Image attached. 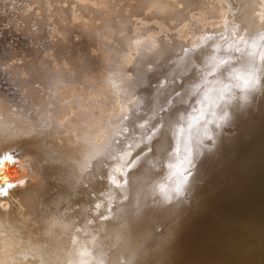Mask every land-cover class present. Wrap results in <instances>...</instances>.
<instances>
[{
	"label": "rangeland",
	"instance_id": "374dc122",
	"mask_svg": "<svg viewBox=\"0 0 264 264\" xmlns=\"http://www.w3.org/2000/svg\"><path fill=\"white\" fill-rule=\"evenodd\" d=\"M219 1L222 0H81L80 4L76 2L71 6L62 0H0V89L16 103L28 110L31 108V114L39 111L44 116L47 114V122L53 115L61 116L60 120L65 116L66 127L71 132L77 134L80 130L75 137L87 144L80 147L86 154L91 152L87 141L91 143L93 139L90 125L94 131L105 132L100 124L106 115L109 144L116 150V153L110 151L111 167L116 168L115 171L136 168V164L128 161L138 155L145 160L143 170L157 177L165 175L168 165L181 159L188 136L181 129L197 116L211 111L218 97L223 95L215 111L219 115L229 114L225 124L220 129L214 124L210 126L213 140L203 145H197L195 138L191 141L194 155L199 148L202 155L207 152L204 156L220 160L215 165L216 176L220 178L212 183L215 176H198L194 179L195 189L191 191L193 184H189V189L188 183L200 169V165L194 163L195 167L190 169L192 174L180 192L184 201L180 205L187 209L200 207L194 221L202 222L205 206L218 194V186H227L229 182L224 176L232 161L236 163L241 157L235 153V143H230L235 140L234 135L244 131V120L241 124L239 121L264 95L258 83L254 87L250 81L249 86L245 85L251 74L255 80L261 76L264 83V48L261 49L264 47V0H243L244 4L237 3L238 0ZM248 17L251 24L247 22ZM254 22L257 23L252 25ZM28 99L43 100L48 104L47 110L42 112ZM56 107L58 110L52 111ZM232 114L236 118L233 119ZM58 117L56 115L57 123L60 122ZM84 118L91 119L90 124ZM196 127L194 125V132ZM36 136L26 144L53 142L44 139L43 133ZM254 139L246 137L240 145L250 144ZM99 151L104 152V149ZM120 154L127 158L122 160ZM13 156L15 154L7 152L4 160H11ZM181 168H175L179 175L183 172ZM244 170L234 175L242 176ZM0 171L3 175L4 170ZM11 171L15 174L21 169L13 167ZM115 171L111 174L110 180L115 178L110 181L112 185L121 173L126 174V170ZM6 185L17 188L16 183ZM242 186L248 189L245 184ZM236 190L241 191V187ZM231 192L229 202L234 199ZM227 195L224 192L221 199L225 201ZM214 209L207 214L212 223L205 229L206 248L217 252L225 262L240 259L241 249L245 248L242 243H226L225 250L220 247L226 241L229 227L243 226L241 222H234L241 212L236 214L230 210L229 215L222 209ZM257 219L264 229V211L263 217L258 214ZM201 264L210 263L204 256Z\"/></svg>",
	"mask_w": 264,
	"mask_h": 264
},
{
	"label": "bare ground",
	"instance_id": "6f19581e",
	"mask_svg": "<svg viewBox=\"0 0 264 264\" xmlns=\"http://www.w3.org/2000/svg\"><path fill=\"white\" fill-rule=\"evenodd\" d=\"M62 1L68 2L67 4L71 6L73 3L81 2ZM241 2L244 4L245 1L238 0L237 3ZM259 2L256 4L260 5ZM217 5L221 4L217 2ZM248 21L250 22L251 18L248 17ZM255 23L257 22L252 25ZM220 73L223 75L222 72L218 74ZM216 79L218 81L217 77ZM249 81L254 87L256 84L254 81L257 80L251 74L245 85H248ZM258 81L261 86L258 89L263 93L264 83L261 76ZM13 100L11 95L0 89V164H2L0 169L4 170L3 175L0 171V264H201L204 256L210 264H264V229H261L258 224L260 221L257 219L258 214L263 217L264 211V95L263 99L256 103V108L246 113L239 121L241 124L244 120V131L234 135L235 140L230 143L232 145L235 143L233 145L235 153L241 157L236 163L232 161L224 176L229 183L227 186L217 187L218 194L210 198V202L205 206V217L201 216L202 222L194 221L198 206L194 207L195 209L190 207L187 209L180 205L184 202L180 193L183 192L181 187L185 186L184 184L178 192L170 191L181 179L175 168L169 167L168 172L162 177L151 175L143 170L145 160L138 155L128 161L132 165L136 164V168H117L119 171H115L116 168L111 167L108 160L111 159L110 151L114 149L109 144L106 115L100 124L105 132L94 131L90 125L93 139L91 143L90 140L87 141L88 145L92 146L89 148L91 152L86 154L84 149L80 150L87 144L81 143L82 140L79 142V138L75 137L80 130L78 129L77 134L71 132L70 128L66 127L68 123H65V116L60 120L61 116L58 117L56 114L60 120L59 125L56 122V115L47 122L46 118H49L47 114L44 116L40 111L31 114L29 111L31 108L28 110V107ZM29 102L34 107L38 106L42 112L48 108V104L43 100L40 102L32 99ZM55 110H58L57 107L52 108V111ZM70 118L73 120L74 117ZM234 118L236 116L233 115ZM261 119L263 121H260ZM87 121L90 124L91 119H85V122ZM69 127H72L71 123ZM40 133L46 137L44 139H52L53 142L49 145L26 144L37 138L36 135ZM246 137L255 139L250 144L240 145L246 141ZM82 144L84 145L81 146ZM102 148L104 152L99 151ZM6 150L12 155L15 154L11 160H4ZM114 151L116 153V150ZM19 152L21 153L16 155ZM99 152L103 153V156ZM200 153L194 155L195 165L201 167L199 166L200 169L188 183V188L190 183L193 184L191 191L195 189L194 179L198 176H215L211 179L212 183L216 178L217 180L220 178L216 176L215 166L220 160L214 156H204L207 152L203 155ZM121 158L123 160L124 155ZM13 167H20L21 172L13 174L11 171ZM242 169H245L242 176L234 175ZM142 170L143 173H140ZM112 171L120 173L123 171L126 174L122 175L123 178L120 177V173V176L116 175L120 178H116L118 181L112 185L111 183L115 181V178L110 180ZM134 171L137 173L133 174ZM7 183H16L17 188L14 189L12 186L10 188ZM243 184L248 189L242 186ZM240 187L239 193L236 189L240 190ZM224 192L228 194L225 201L221 199ZM230 192L234 195L231 203L228 201ZM166 195H170V199H167ZM213 208L228 213L230 210L236 214L238 211L241 212H238L239 218H235L234 222H241L243 226L229 227L225 235L226 241L220 247L225 250L226 243H242L245 248L241 249L240 259L232 258L225 262L216 254L217 252L206 248L208 246L206 237L204 238L205 229L212 223L211 217L208 219L207 214ZM158 228H162V231ZM150 245H154V248Z\"/></svg>",
	"mask_w": 264,
	"mask_h": 264
},
{
	"label": "clouds",
	"instance_id": "9594fccd",
	"mask_svg": "<svg viewBox=\"0 0 264 264\" xmlns=\"http://www.w3.org/2000/svg\"><path fill=\"white\" fill-rule=\"evenodd\" d=\"M259 81H254V83H258ZM227 90V86L226 89ZM243 90V89H242ZM224 99L223 95H220L217 99V102L206 115L201 114L195 118V120L191 123L187 124L186 128L181 129L182 132H185L188 134L187 138L185 139V144L183 148V154L181 159L176 164H169L168 167L170 168H177L182 167L183 172L180 173L181 179L179 180V183L176 184L174 188H172L170 191H179L180 187L183 184H186L189 177L191 176V168H194V151L193 147L191 146V141L193 138L196 140L197 145H203L205 141L207 140H213V132L211 130V125H215L216 129H220L225 122L228 119V113L224 112L222 115L217 114L215 111V108L218 106L219 101H222ZM207 117V118H206ZM194 125H196L195 132L193 131ZM196 152L199 153V148L196 149ZM130 155V154H129ZM127 157H124L126 159ZM119 171V169H117ZM124 173H121L123 175ZM167 199H170V195L165 196Z\"/></svg>",
	"mask_w": 264,
	"mask_h": 264
}]
</instances>
